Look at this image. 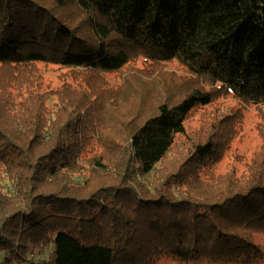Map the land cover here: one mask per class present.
I'll list each match as a JSON object with an SVG mask.
<instances>
[{
    "label": "trees",
    "instance_id": "16d2710c",
    "mask_svg": "<svg viewBox=\"0 0 264 264\" xmlns=\"http://www.w3.org/2000/svg\"><path fill=\"white\" fill-rule=\"evenodd\" d=\"M70 3L91 37L62 12ZM137 58L178 60L200 87L174 104L108 116L97 97L44 90L41 65L97 77L103 88L99 77ZM227 94L261 107L263 145L245 171H213L231 127L170 157L192 112ZM256 234H264V0H0V264L252 263L263 258Z\"/></svg>",
    "mask_w": 264,
    "mask_h": 264
},
{
    "label": "rangeland",
    "instance_id": "374dc122",
    "mask_svg": "<svg viewBox=\"0 0 264 264\" xmlns=\"http://www.w3.org/2000/svg\"><path fill=\"white\" fill-rule=\"evenodd\" d=\"M62 12L69 16L72 25L77 27L76 29L82 36L91 37L89 19L76 10L73 3L64 7ZM41 67L46 84L44 90L59 91L62 98L69 100L87 102V100L91 101L97 97L95 104L99 109L104 106L102 109L104 116H108L110 111L115 110L134 112L140 108L143 109V107L149 111L151 108L154 110L156 105L165 100L170 104L177 103L183 96L200 87L201 80L200 78L198 80L197 76L192 74L190 69L178 60L156 63L148 62L144 58L131 60L121 72L108 73L99 77V79H104V89L98 87V80L95 79L97 77L83 78L82 72L57 66L41 65ZM124 79H128L126 85H124ZM198 81L199 84H197ZM203 85V89L206 91L211 89V84L204 81ZM138 87L145 94L144 97L140 94L143 99H139V101L134 97V92L138 90ZM52 99L54 103L59 101L56 96ZM151 100L153 101L150 102ZM260 108L254 105L243 106L229 94L214 98L211 104L198 107L192 112L185 125L186 133L177 137L170 157L179 155L192 140L207 136L211 128L214 131H222L220 138L225 137L227 127L235 128L237 129L235 138L230 142L223 160L213 168V171L215 174H222L235 169L237 175H241L245 171L246 165L258 154L263 145L258 130L261 123ZM253 242L263 252L261 260L252 263L240 260L225 263L201 262L198 264H264V234L254 235ZM155 264L182 263L172 258H164Z\"/></svg>",
    "mask_w": 264,
    "mask_h": 264
}]
</instances>
